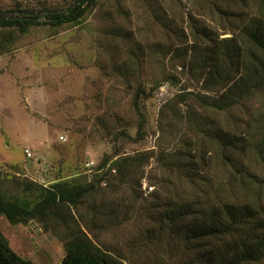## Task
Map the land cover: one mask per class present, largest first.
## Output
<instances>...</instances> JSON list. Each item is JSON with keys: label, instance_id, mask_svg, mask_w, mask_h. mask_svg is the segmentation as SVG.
<instances>
[{"label": "rangeland", "instance_id": "374dc122", "mask_svg": "<svg viewBox=\"0 0 264 264\" xmlns=\"http://www.w3.org/2000/svg\"><path fill=\"white\" fill-rule=\"evenodd\" d=\"M78 1L0 0V12L49 10L66 14ZM195 2L95 0L76 22L59 28L34 26L17 36L10 51L0 55V180H11L3 181V190L17 191L20 198L31 201L35 193L22 192L14 182L27 180L44 187L73 177L80 183L89 182L100 174L97 168L103 162L108 166L119 156H150L140 189L124 188L114 195L137 197L133 219L122 227L113 222L98 235L102 248L121 264L153 263L155 247L142 245L139 249L134 234L139 222L148 226V204L154 199L150 193L156 190L161 174L158 154L207 141V132L196 137L195 130L192 132L188 126L187 104L175 106L182 120L168 110L164 112L166 102L182 88L203 94L206 90L179 66L169 42L175 36L160 29L158 21L172 18L180 35L191 13L193 23L210 27L219 39L235 35L234 17L203 11ZM229 9L242 16L252 14L240 2ZM159 43L167 45L169 55L154 52ZM171 77H176L178 83L170 79L163 82ZM155 83L162 85L152 98L142 102L141 119L132 105L134 89ZM258 100L255 97L248 101L247 109L261 108ZM195 108L200 113L191 118L215 121L210 118L214 114ZM230 115L242 122L247 119L243 110ZM140 122L143 139L138 141ZM26 152L31 156L27 157ZM52 226L51 222V229L46 231L36 221L11 224L0 217V237L13 252L33 264H60L65 250Z\"/></svg>", "mask_w": 264, "mask_h": 264}, {"label": "trees", "instance_id": "16d2710c", "mask_svg": "<svg viewBox=\"0 0 264 264\" xmlns=\"http://www.w3.org/2000/svg\"><path fill=\"white\" fill-rule=\"evenodd\" d=\"M239 2L251 9L250 16L229 9ZM94 3L83 0L66 14L47 10L44 12L51 13L42 17L0 20V55L10 51L17 36L30 28H59L76 22ZM197 3L203 11L234 17L235 35L219 39L210 27L193 23L191 13L180 35L172 18L158 21L160 29L175 36L169 42L179 66L209 92H185L182 88L184 92L166 102L164 112L168 110L182 120L175 106L187 104L188 126L196 137L207 132V141L158 154L161 174L156 190L150 193L154 199L148 204V226L139 222L134 240L139 249L142 245L155 247L152 264H264V0ZM41 18L45 20L40 22ZM154 52L169 55L164 43L157 44ZM168 79L178 83L176 77L163 82ZM159 83L135 87L132 105L141 119L142 102L152 98L162 85ZM255 97L261 108L247 109L248 101ZM195 107L214 114L210 118L215 121L191 118L200 113ZM237 110L245 111V122L230 115L232 111L238 114ZM136 137L143 139L142 122ZM149 158L141 153L119 156L108 166L103 162L97 168L100 174L89 182L80 183L74 177L47 187L27 180L14 182L22 192L35 193L31 201L20 198L17 191L3 190V181L11 180L1 179L0 217L11 224L36 221L46 231L52 222L65 250L60 264H121L102 248L98 235L113 222L122 227L133 219L137 197L114 195L124 188L140 189ZM0 264L33 263L13 252L0 237Z\"/></svg>", "mask_w": 264, "mask_h": 264}, {"label": "water", "instance_id": "95a60500", "mask_svg": "<svg viewBox=\"0 0 264 264\" xmlns=\"http://www.w3.org/2000/svg\"><path fill=\"white\" fill-rule=\"evenodd\" d=\"M83 0H79L74 6L79 5ZM51 12H38V11H18V12H0V20H9V19H24V17H34L50 14ZM55 13V12H54Z\"/></svg>", "mask_w": 264, "mask_h": 264}, {"label": "built area", "instance_id": "2783aa9c", "mask_svg": "<svg viewBox=\"0 0 264 264\" xmlns=\"http://www.w3.org/2000/svg\"><path fill=\"white\" fill-rule=\"evenodd\" d=\"M27 154V157H30L31 156V154L29 153V152H26ZM89 165H93V163H90ZM149 189H151V188H149Z\"/></svg>", "mask_w": 264, "mask_h": 264}]
</instances>
